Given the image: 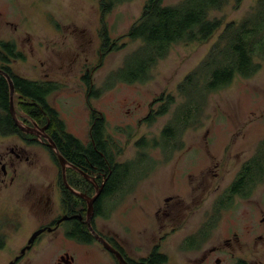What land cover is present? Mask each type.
<instances>
[{"label":"rangeland","instance_id":"374dc122","mask_svg":"<svg viewBox=\"0 0 264 264\" xmlns=\"http://www.w3.org/2000/svg\"><path fill=\"white\" fill-rule=\"evenodd\" d=\"M145 1L127 0L102 14L100 0H0V40L16 41L18 51L25 57L9 58L8 65L15 74L61 84L59 90L49 95V101L70 132L88 140L92 105L104 114L109 137L122 149L119 161L135 159L142 150L149 156L147 163H142L146 166L144 171L153 165V160L158 161L157 167L142 175L137 184L123 185L104 201L102 212L108 218L97 217L96 225L104 233L117 236L136 258L159 243L171 262L184 264L187 252L181 248L182 239L204 222L218 195L217 181L208 187L203 170L207 172L215 160L220 162L221 191L245 162L259 155L260 142L264 140V55L257 57L262 66L252 77L237 75L226 87L204 91L207 96L205 101L201 99L203 109L194 118L195 124L183 132L179 151L166 158L162 150L153 145L144 149L137 141L143 136L148 139L158 136L175 118L179 106L188 99L178 85L205 58L225 25L252 13L258 0H228L222 8L212 10L210 17L221 19L222 25L208 40L173 44L168 54L149 69L148 80L129 83L121 80L118 73L127 58L144 45L141 39L129 37L128 32L141 15ZM178 1L165 0L168 4ZM106 35L109 42L103 46ZM110 44L114 48L106 52ZM4 52L0 46V53ZM86 72L91 73L94 87L102 89L99 95L88 96L82 80ZM202 81L201 75L200 84ZM107 84L112 86L106 88ZM172 97L167 112L157 116L154 123L145 121L155 98L160 101L153 104L156 110L165 107ZM16 110L19 120H26L25 113L19 107ZM8 139L0 135V145ZM38 151L36 167L20 164V172L27 178L25 184L34 189H40L56 176L50 153L43 148ZM8 182L9 179L0 180L3 220L0 232L15 243L11 247L17 248L42 222L44 212L43 206L33 201L31 188L26 192L18 180ZM167 195L173 198L165 201ZM164 204L169 206L168 212L157 214L158 207ZM261 209H264V183L249 199L239 197L230 203L221 214L216 237L226 236L228 230L242 231L248 223L253 233H259L257 225H253L263 215ZM170 231L171 234L161 238ZM46 237L42 238L41 247H54ZM72 243L65 240L60 249L76 247ZM91 246L102 251L98 242ZM101 255L99 262L104 259ZM80 262L83 264L82 259Z\"/></svg>","mask_w":264,"mask_h":264},{"label":"trees","instance_id":"16d2710c","mask_svg":"<svg viewBox=\"0 0 264 264\" xmlns=\"http://www.w3.org/2000/svg\"><path fill=\"white\" fill-rule=\"evenodd\" d=\"M124 1L127 0H100L102 14L110 12L117 4ZM227 3L228 0H180L168 4L165 0H146L141 15L128 32L129 37L141 39L144 45L127 58L125 66L119 70V78L129 83L144 82L150 78L149 69L168 54L173 44L182 41L208 40L222 25V20L211 18L210 12L222 8ZM108 42L109 36L106 35L103 46ZM0 45L6 51L1 57L3 62H9L10 57L24 58L23 53L16 50L14 42L0 41ZM113 48L114 45L110 44L106 52ZM259 55H264V0H258L252 13L241 21L228 22L205 58L178 85V90L188 99L185 104L179 106L175 118L161 130L160 139L143 138L137 144L144 149L150 145H153V148L161 145L166 158L173 155L176 149H180L175 145L181 142L183 132L195 124L194 118L203 109L201 99L205 101L207 96L204 91L226 87L237 75L244 78L252 77L262 66L261 61L257 59ZM3 69L11 77L15 87L16 109L19 107L27 116L37 121L46 120L43 115L45 111L51 121L50 134L62 154L79 165L90 164L92 161L97 165L100 176L104 173L107 176L108 179L96 203L95 209L98 214L102 213V206L107 198L129 182L130 185L137 184L142 175L147 173L144 171L146 166H142V163H147L149 156L144 150L139 152L135 159L124 162L117 160L122 149L109 137L107 121L101 111L91 105V136L95 143L85 146L66 131L64 120L58 110L50 104L49 95L62 87L59 82L22 77L15 74L9 65L3 66ZM201 75L202 84H200ZM82 80L87 87L89 97L97 96L102 91L101 88L94 87L90 72H86ZM111 86L107 84L106 88ZM172 100L173 97L167 101L165 107L161 106L159 111L152 112L146 120L149 123L154 122L158 115L168 111L166 106L170 105ZM10 101L8 79L0 73V133L24 134L10 112ZM176 141L178 142L175 143ZM258 153V156L244 163L249 169L244 171L245 173L241 174L242 178L233 184L230 189L232 193L241 191L243 181L253 182V174L258 173V168H264V140L260 144ZM153 161L154 163L151 159L153 165L148 166L149 169L158 163ZM79 234L82 238H87L85 233L79 232ZM153 260L160 262L158 258Z\"/></svg>","mask_w":264,"mask_h":264},{"label":"flooded vegetation","instance_id":"af4514ba","mask_svg":"<svg viewBox=\"0 0 264 264\" xmlns=\"http://www.w3.org/2000/svg\"><path fill=\"white\" fill-rule=\"evenodd\" d=\"M0 41L14 42L16 50L18 51L16 41ZM4 55L5 53H0V61L2 62L0 64V69L2 70H4L3 66H7L9 63L2 61L1 57ZM12 60L16 61L18 58H13ZM155 99L156 100L151 102L152 105L149 113L145 117V121H147V117L150 116L152 112L155 113L160 110V107L156 110L154 109L153 104L160 102L157 101V98ZM43 115L46 117L45 121H37L25 114L26 120L22 122L30 126L33 132H24L19 127L24 134L2 135L0 133L1 137L9 138L8 142L0 145V180L2 182H6L9 179L8 184H13L18 180L19 186L23 187L24 185L23 188L27 192L31 187L25 184L27 178L24 179L23 172H20V164L24 163L31 168L36 167L39 162V148H43L50 153V158L56 167V176L53 181H48L46 185L42 184L40 189L31 188L29 190V193L32 194L33 201L43 206L44 218L32 234L25 239L23 245L17 248L11 247L14 246L15 243L9 242L5 234L0 232V258L3 257V261H0V264H81L82 262H80V259L83 260V264H181L176 261L171 262L168 254L162 250V245L159 243H155L147 254L136 258L131 255L132 253L127 252L117 236L106 234L98 229L96 225L97 217L108 218L107 215L102 214L103 212L98 214L95 209L97 208L96 203L102 192L103 186L108 178L105 173L100 176L97 165L93 164L92 161L90 164L79 165L64 156L50 134L52 128L50 126L51 121L49 116L45 111ZM91 127L92 123L90 117L89 138L87 141L75 135L73 132H70L67 127L66 131L76 139H79L83 145L88 146L89 144L95 143L91 136ZM160 137L161 132L158 136H154L151 139L159 140ZM143 138L147 137L143 136L140 139ZM50 139L56 144L57 150L67 160L65 172L55 150L48 144L51 143ZM140 139L138 141H140ZM182 139L183 136L180 140ZM177 142L178 141L175 143ZM175 146L176 148H181L182 143L180 142ZM155 148L163 152L161 145ZM179 150L180 149H176L175 152ZM53 155H55V157ZM117 160L119 161L118 157ZM215 161L216 162L212 165H209L210 167L207 172L203 170V174L207 177V179L204 178V180L208 183V187L212 186V184L217 181L215 188L218 195L212 204V212L207 215L204 222L201 223L196 231L187 234L182 239L183 245L181 248L187 252L185 253L186 258L184 259V264H240L241 262L244 264H264V209H261L263 215L258 221H255L253 225H257L259 233H253L248 223L246 226L247 229L244 227L242 231L236 229L228 230L229 234L226 236L218 235L216 237L220 230L218 226L222 217V212L230 207V203L233 202L235 198L240 197L246 200L255 194V189L264 183V168H258V173H256V175L253 174V182L248 183L243 181L241 183V191L232 193L230 189L233 187V184L242 178L241 174L245 173L244 171L249 169V167L242 165L231 183L220 191V183L218 181L222 180L223 177H220V162L218 160ZM156 167L157 166L152 169L154 170ZM150 169L146 171L150 172ZM187 173L190 176L193 175L191 172ZM245 177L246 176H244V178ZM31 182L33 183V181ZM192 183L193 182H190L189 187H191ZM79 193L84 194L87 198L81 196ZM94 196H96V198L93 201V212L88 216L89 199ZM171 198H173L172 195H167L164 197V200L169 201ZM168 209L169 206H165V204L161 205L157 209V214L162 211L168 212ZM244 221L246 220H243V222ZM2 225L3 220L0 219V227ZM41 229V233L32 243H29L32 235ZM79 232L85 233L87 238H82ZM169 233L171 234L172 231L164 233L161 238H165ZM45 235H47L46 238L52 240L51 245L54 247H41L42 238ZM101 239L105 240V242L116 251L107 248ZM65 240L72 241V244L76 247L72 248V246H69L67 249L64 248V250H61L60 244ZM95 242L102 245V251H97L91 246ZM9 243L12 244L10 245ZM207 244L209 245L205 247ZM77 249L81 250L77 251ZM116 252L121 255L122 259ZM2 254L4 256H1ZM31 254H33V256ZM99 255L104 258L102 262L98 261ZM155 255H157V257ZM154 258H158L160 262L153 260Z\"/></svg>","mask_w":264,"mask_h":264},{"label":"water","instance_id":"95a60500","mask_svg":"<svg viewBox=\"0 0 264 264\" xmlns=\"http://www.w3.org/2000/svg\"><path fill=\"white\" fill-rule=\"evenodd\" d=\"M0 73L3 74L7 79H8V82H9V86H10V112L16 122V124L24 131V132H33L31 131V127L26 125L25 123H23L22 121L19 120V117H18V114H17V110H16V106H15V103H14V94H15V87H14V84H13V81L11 79V77L2 69H0ZM51 143H48L54 150H55V153L57 155V157L59 158L61 164L63 165V169H64V172H65V169H66V164H67V160L65 159V157L57 150V147H56V144L52 142V140L50 139ZM66 179V178H65ZM80 194V193H79ZM81 196L87 198V196H85L84 194H80ZM97 196V195H96ZM96 196H94L93 198L89 199V213H88V216H90L93 212V201L94 199L96 198ZM42 229L41 230H38L36 231L32 237L30 238L29 240V243H32L33 240L41 233ZM104 243V245L113 250V251H116L114 250L107 242H105V240L101 239ZM30 245V244H29ZM28 245V247H29ZM118 254L119 257H121V255L116 252ZM122 259V257H121Z\"/></svg>","mask_w":264,"mask_h":264}]
</instances>
